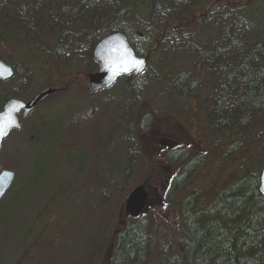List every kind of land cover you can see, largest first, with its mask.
I'll use <instances>...</instances> for the list:
<instances>
[{
  "label": "rangeland",
  "instance_id": "374dc122",
  "mask_svg": "<svg viewBox=\"0 0 264 264\" xmlns=\"http://www.w3.org/2000/svg\"><path fill=\"white\" fill-rule=\"evenodd\" d=\"M137 1L136 9L129 6L134 19L132 24L137 25L145 37L139 35L134 37L135 41L139 40L142 45L151 42L147 26L160 29L185 26L188 32L183 39L173 31L163 36L162 43L153 47L154 53L148 55L149 67L144 73L133 79L123 78L108 90L93 94L87 91L90 73L84 70L90 64L80 48L79 55L73 61L71 57L67 59L61 71H53L48 52L38 47L30 49L23 41L17 43L15 53L0 59L15 68L11 80L0 79V111L7 100L28 102L44 89L61 86L64 75L76 77L69 85L58 87L63 91L50 96L22 121V127L4 141L0 150V173L15 174L11 188L0 202V264H85L88 252L91 257L96 243L110 229V218L117 210V218L124 221L121 227L115 226L117 229L125 230L130 225L145 222V228L152 235L151 264H175L170 259L172 249L169 250V247L175 249L173 231L164 226L177 227L181 217L176 202L182 193L176 202L166 200L165 193L167 186L180 176V167L186 164L172 167L164 162L162 152L180 144L182 148H191L192 154L201 155L199 146L206 148L207 166L196 174L195 184L189 187L199 192L215 194L238 176L262 173L264 116L256 121L250 136L242 138L236 151L230 150L232 142L229 141L235 137L220 134V140L213 138L204 110L216 86V77L201 71L199 75L196 73L197 60L185 44L190 42L208 52L225 43L224 49L231 51L232 45L222 29L224 20L212 18L196 23L197 18H191L193 12L185 10L184 15L179 10L173 14L171 9L162 6L167 5V1L161 0L150 21L151 2ZM195 2L198 5L207 2L212 12H221L220 17L227 14L223 9L232 10L227 17L236 25L238 34L246 39L259 34L258 40L264 42V0ZM10 3L2 1L1 9L8 11L16 2ZM89 37L86 33V38ZM166 58H171V65L180 68L186 78L174 86L161 88V62ZM127 80L132 81V92ZM4 98L7 100L3 103ZM129 99L132 102L125 106ZM143 103H149L160 113L171 110L186 130L181 125L173 127L171 132H163V135L169 134L166 137L159 136V131L152 128L148 135L140 136L142 139L138 138L133 144L124 122L127 115L135 114ZM188 111L191 114L186 113ZM174 139L180 143H175ZM40 163L43 168L36 180L31 181L33 169ZM153 171L160 177L165 176V181L148 184L149 210L138 219L121 216L120 208L128 195L134 188L149 182ZM117 203L121 205L119 209ZM97 210L105 211L100 223L96 222ZM54 237L57 248L49 255L46 247Z\"/></svg>",
  "mask_w": 264,
  "mask_h": 264
},
{
  "label": "trees",
  "instance_id": "16d2710c",
  "mask_svg": "<svg viewBox=\"0 0 264 264\" xmlns=\"http://www.w3.org/2000/svg\"><path fill=\"white\" fill-rule=\"evenodd\" d=\"M2 1L11 2L10 5L15 1L14 9L13 6L8 11L6 8L1 9ZM149 1L151 5L148 19L151 21L161 0ZM165 1L168 6L165 3L162 6L171 9L173 14L179 10L184 15L187 13L185 10L193 12L191 18H197L196 23L212 18L224 20L222 29L232 45L231 51L224 49L225 43H220L221 48L208 52L190 42L185 44L197 60L194 65L196 73L199 75L201 71L216 77V86L204 110L210 132L213 138L217 137L219 140L220 134L235 137L229 141L232 142L230 150L236 151L242 138L250 136L256 121L261 115L264 116V42L258 40L259 34L250 35L247 39L240 36L234 22L227 17L232 10L223 9L227 14L220 17L221 12H212L207 7V2L198 5L195 0ZM250 1L255 3L256 0H248ZM137 4V0H0V59L15 53V46L23 41L30 49L38 47L48 52L53 71H61L66 66L67 59L71 57L73 61L79 55L80 48L90 64L84 71L92 74L98 69L94 60L95 47L106 36L124 34L138 56H150L154 53L153 47L162 43L163 36L167 37L173 31L183 39V35L188 32L185 26L165 29L147 26L150 27L147 37L151 42L142 45L134 37L144 34H141L137 25L132 24L134 19L129 9V6L136 9ZM196 12H199L200 17L199 14L194 16ZM86 33L90 34L89 39L86 38ZM24 54L27 56L29 52ZM169 59L171 58L161 62V88L174 86L186 78L180 68L171 65ZM73 79L70 75H64L60 80L61 86L69 85ZM129 81L127 80L128 86L132 92V81ZM2 100L4 103L7 98ZM131 102L129 99L125 106ZM186 113L191 114V111ZM126 119V131L133 144H136L138 138L142 139L140 136L148 135L152 128L159 131V136L168 137L169 134H163L181 125L171 110L160 113L149 103L140 105L137 112L127 115ZM160 129L164 131L160 132ZM202 147L199 146L202 149L201 155H194L191 148L180 146L162 152L164 162L168 165L180 167L186 164L180 167V176L171 182L170 187L167 186L165 193L168 197L166 200L174 202L182 193L176 202L178 216L181 217L177 227L164 226L173 231L174 236L175 249L169 247V250L172 249L170 259L175 264H264V197L260 193L261 173L238 176L215 194L189 189L192 183L195 184L196 174L207 166L205 156L208 152ZM140 153L144 156L141 149ZM42 168L41 163L39 167L35 166L31 181L36 180V175ZM164 178L165 176L160 177L157 171H153L147 183L161 184L165 181ZM117 206L119 209L121 205L117 203ZM123 207L125 204L120 208V215L126 217ZM117 211L113 212L110 229L96 243L91 257L88 252L85 264H151L149 251L152 235L145 228V222L130 225L125 230L117 229L115 226L124 225V221L120 222L121 217L117 218ZM96 214V222L100 223L105 211L97 210ZM56 240L54 237L50 246L46 247L49 255L57 248Z\"/></svg>",
  "mask_w": 264,
  "mask_h": 264
},
{
  "label": "water",
  "instance_id": "95a60500",
  "mask_svg": "<svg viewBox=\"0 0 264 264\" xmlns=\"http://www.w3.org/2000/svg\"><path fill=\"white\" fill-rule=\"evenodd\" d=\"M150 57L145 58L138 57L130 45L129 39L124 34H114L109 35L103 38L99 44L95 47L94 50V60L98 66V71L94 74L88 75V85L87 91L90 94L107 90L116 84L120 79L124 77L134 78L142 74L148 66ZM1 61V60H0ZM129 61H139V67H130L128 72L119 71L116 75H112L108 70L110 67H120L129 63ZM5 64V63H4ZM7 65V64H5ZM12 68V67H11ZM13 70V68H12ZM111 76V79L109 77ZM14 77L13 75L8 79H1L3 81L11 80ZM115 81V83H113ZM111 84V87L107 85ZM99 86L98 90H93L94 87ZM63 90L61 89H45L35 95L30 101H22V106H19L16 110V115L19 118L20 124L21 120H27L32 112L42 104L50 96L59 93ZM14 100V99H12ZM9 100L5 105L0 114L5 113V108L9 104ZM16 100V99H15ZM20 101V100H19ZM16 130L15 128L12 131ZM8 133L5 137L0 140V149L4 143V140L7 139L10 134ZM264 173V169L262 171ZM261 173V174H262ZM15 179V174L11 171H2L0 173V201L11 187ZM260 193L264 197V180L260 177ZM151 192L149 190L148 183H143L142 185L136 187L128 196L125 203V213L127 216L137 219L148 211L149 202H150Z\"/></svg>",
  "mask_w": 264,
  "mask_h": 264
},
{
  "label": "clouds",
  "instance_id": "9594fccd",
  "mask_svg": "<svg viewBox=\"0 0 264 264\" xmlns=\"http://www.w3.org/2000/svg\"><path fill=\"white\" fill-rule=\"evenodd\" d=\"M133 62L129 61L128 63V67H132ZM0 66H3L4 68L7 69V75L0 77V79H8L13 75V70L11 68V66L9 65H5L3 61H0ZM125 65H122L120 67H110L108 70L110 71V73L114 76L116 75L117 72L119 71H123V72H128V71H124ZM109 79H111V76L109 77ZM113 83H115V81H113ZM108 87H111L112 85L109 84L107 85ZM99 86H96L93 88V90H98ZM19 106H22V101L19 100H12L9 102V104L6 106L5 108V113L0 114V116H4L5 119L3 120L2 123H0V128H2L3 131V135H0V140H2L3 137H5L6 135H8V133H10L12 131L13 128H15L16 130H19L22 125L20 124L19 118L18 116L15 114L16 111H9L10 108H18ZM14 119L15 123H11V121ZM261 179L264 180V173L261 174Z\"/></svg>",
  "mask_w": 264,
  "mask_h": 264
},
{
  "label": "snow or ice",
  "instance_id": "6c2138e0",
  "mask_svg": "<svg viewBox=\"0 0 264 264\" xmlns=\"http://www.w3.org/2000/svg\"><path fill=\"white\" fill-rule=\"evenodd\" d=\"M132 62H133L132 67H137V68L139 67L140 63H142L139 61H132ZM124 71H129V67H128L127 62L125 63ZM5 75H7V69L4 68L3 66H0V77H3ZM16 110H17V108H10L9 111L11 112V111H16ZM4 119H5L4 116H0V123H2ZM11 123H13V124L15 123L14 119L11 121ZM3 131L4 130L2 128H0V135H3Z\"/></svg>",
  "mask_w": 264,
  "mask_h": 264
},
{
  "label": "flooded vegetation",
  "instance_id": "af4514ba",
  "mask_svg": "<svg viewBox=\"0 0 264 264\" xmlns=\"http://www.w3.org/2000/svg\"><path fill=\"white\" fill-rule=\"evenodd\" d=\"M182 126V125H181ZM183 128H185L184 126H182ZM184 130H186V128L184 129ZM188 131V130H187ZM201 143V142H200ZM177 147H179V145L178 146H174V147H170V148H172V149H174V148H177Z\"/></svg>",
  "mask_w": 264,
  "mask_h": 264
}]
</instances>
